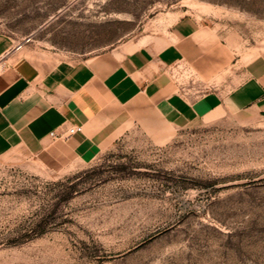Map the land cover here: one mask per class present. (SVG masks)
I'll return each instance as SVG.
<instances>
[{"label":"rangeland","instance_id":"1","mask_svg":"<svg viewBox=\"0 0 264 264\" xmlns=\"http://www.w3.org/2000/svg\"><path fill=\"white\" fill-rule=\"evenodd\" d=\"M182 15L240 60L176 65L182 94L229 90L264 54V0H0V33L36 59L79 61L148 44ZM0 264H264V116L139 119L73 167L0 160Z\"/></svg>","mask_w":264,"mask_h":264},{"label":"crops","instance_id":"2","mask_svg":"<svg viewBox=\"0 0 264 264\" xmlns=\"http://www.w3.org/2000/svg\"><path fill=\"white\" fill-rule=\"evenodd\" d=\"M167 22L148 44L79 61L36 59L0 33V160L73 167L109 149L139 119L176 128L225 109L264 116V54L233 75L231 89L191 98L177 91L173 67H236L240 60H227L217 30L200 19Z\"/></svg>","mask_w":264,"mask_h":264},{"label":"built area","instance_id":"3","mask_svg":"<svg viewBox=\"0 0 264 264\" xmlns=\"http://www.w3.org/2000/svg\"><path fill=\"white\" fill-rule=\"evenodd\" d=\"M79 130L81 129V128H78Z\"/></svg>","mask_w":264,"mask_h":264}]
</instances>
